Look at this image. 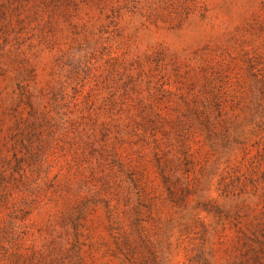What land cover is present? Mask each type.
Returning <instances> with one entry per match:
<instances>
[{
	"label": "rangeland",
	"instance_id": "obj_1",
	"mask_svg": "<svg viewBox=\"0 0 264 264\" xmlns=\"http://www.w3.org/2000/svg\"><path fill=\"white\" fill-rule=\"evenodd\" d=\"M0 264H264V0H0Z\"/></svg>",
	"mask_w": 264,
	"mask_h": 264
}]
</instances>
